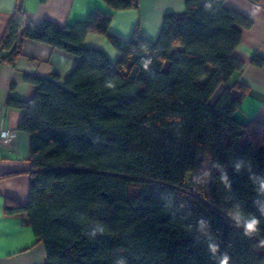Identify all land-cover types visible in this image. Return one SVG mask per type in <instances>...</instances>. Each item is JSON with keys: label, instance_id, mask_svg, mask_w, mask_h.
<instances>
[{"label": "trees", "instance_id": "trees-1", "mask_svg": "<svg viewBox=\"0 0 264 264\" xmlns=\"http://www.w3.org/2000/svg\"><path fill=\"white\" fill-rule=\"evenodd\" d=\"M185 3L155 41L108 35L113 13L100 10L66 26L23 6L11 17L0 65L28 39L78 57L64 85L25 74L37 93L8 102L23 111L32 172L28 202L5 212L27 214L46 264H264V122L238 119L226 86L253 21L224 0ZM89 33L109 36L115 62L84 46Z\"/></svg>", "mask_w": 264, "mask_h": 264}, {"label": "crops", "instance_id": "crops-1", "mask_svg": "<svg viewBox=\"0 0 264 264\" xmlns=\"http://www.w3.org/2000/svg\"><path fill=\"white\" fill-rule=\"evenodd\" d=\"M129 9L114 10L103 0H0V41L15 10L23 6L32 21H51L60 26L85 20L89 13L100 10L113 13L108 35L128 40L134 31L157 40L164 17L180 14L185 0H134ZM225 5L253 21L242 28L241 42L234 55L244 62L226 86L239 99L237 117L243 122H264V0H224ZM107 34L89 33L84 46L101 49L115 62L118 51ZM263 60L261 65L254 58ZM78 63V57L49 44L25 40L23 53L15 64L0 65V129L10 130L11 137L0 145V264H46L47 250L35 235L26 213L7 214L9 199L27 203L30 197L32 165L31 135L19 129L23 111L10 106V99L29 102L38 91L25 81V74L55 79L64 85Z\"/></svg>", "mask_w": 264, "mask_h": 264}, {"label": "built area", "instance_id": "built-area-1", "mask_svg": "<svg viewBox=\"0 0 264 264\" xmlns=\"http://www.w3.org/2000/svg\"><path fill=\"white\" fill-rule=\"evenodd\" d=\"M11 137L10 130L0 129V145Z\"/></svg>", "mask_w": 264, "mask_h": 264}, {"label": "clouds", "instance_id": "clouds-1", "mask_svg": "<svg viewBox=\"0 0 264 264\" xmlns=\"http://www.w3.org/2000/svg\"><path fill=\"white\" fill-rule=\"evenodd\" d=\"M258 221L256 219H252L248 224H247V229L249 231H254L256 228Z\"/></svg>", "mask_w": 264, "mask_h": 264}]
</instances>
